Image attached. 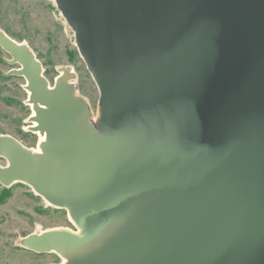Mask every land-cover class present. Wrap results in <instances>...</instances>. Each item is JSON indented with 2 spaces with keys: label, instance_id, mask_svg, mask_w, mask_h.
<instances>
[{
  "label": "water",
  "instance_id": "water-1",
  "mask_svg": "<svg viewBox=\"0 0 264 264\" xmlns=\"http://www.w3.org/2000/svg\"><path fill=\"white\" fill-rule=\"evenodd\" d=\"M99 93L49 87L27 47L0 49L40 153L0 136V185L65 210L20 246L64 264H264V0H52Z\"/></svg>",
  "mask_w": 264,
  "mask_h": 264
},
{
  "label": "rangeland",
  "instance_id": "rangeland-1",
  "mask_svg": "<svg viewBox=\"0 0 264 264\" xmlns=\"http://www.w3.org/2000/svg\"><path fill=\"white\" fill-rule=\"evenodd\" d=\"M0 32L28 48L41 65L49 87L63 69L72 74L75 95L98 118L99 93L75 47L71 30L52 0H0ZM9 55L0 49V136L13 138L29 151L38 147L39 136L29 131L31 110L22 77L9 76ZM6 161L0 158V167ZM77 228L65 210L48 206L31 187L0 185V264H61L54 253L36 254L23 249L20 242L46 231Z\"/></svg>",
  "mask_w": 264,
  "mask_h": 264
},
{
  "label": "bare ground",
  "instance_id": "bare-ground-1",
  "mask_svg": "<svg viewBox=\"0 0 264 264\" xmlns=\"http://www.w3.org/2000/svg\"><path fill=\"white\" fill-rule=\"evenodd\" d=\"M28 95H29V93H28ZM29 106V108H30V110H31V115H33V111H32V105H28ZM96 118H94V117H92V121L93 122H96ZM31 126V125H30ZM29 126V127H30ZM36 135H38L39 136V142H38V146H39V144H41V143H43L44 142V136H40L38 133H35ZM33 153H40V150H39V147H37V149L36 150H34V151H32ZM44 202L48 205V206H50L45 200H44ZM50 207H52V206H50ZM53 208H55V207H53ZM74 233H76V234H78V231H76V232H74ZM61 264H64L65 263V260H63V259H61Z\"/></svg>",
  "mask_w": 264,
  "mask_h": 264
}]
</instances>
